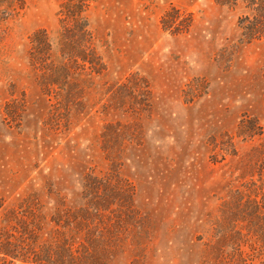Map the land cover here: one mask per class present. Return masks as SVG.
<instances>
[{"label":"rangeland","instance_id":"obj_1","mask_svg":"<svg viewBox=\"0 0 264 264\" xmlns=\"http://www.w3.org/2000/svg\"><path fill=\"white\" fill-rule=\"evenodd\" d=\"M65 1L0 0V264H264L256 12L90 0L96 72Z\"/></svg>","mask_w":264,"mask_h":264},{"label":"trees","instance_id":"obj_2","mask_svg":"<svg viewBox=\"0 0 264 264\" xmlns=\"http://www.w3.org/2000/svg\"><path fill=\"white\" fill-rule=\"evenodd\" d=\"M235 2V0H233ZM247 7L252 8L256 15L251 18L250 16H241L239 20V26L242 29L243 36L248 40L261 39L264 38V0H242ZM90 5V0H66L60 12L64 15L62 19L71 21L70 27L65 28L66 31L70 33L71 37H74V41L82 42L86 48L82 50V57L84 62L89 63L90 67L93 68L96 72H99V69H96V62L94 60H99L100 55L96 52L93 43V35L89 27V22L85 15L83 14L86 8ZM170 11H167L162 19L161 23L164 29H171L174 26L175 32H182L188 29H181L177 27L176 20L178 18L172 19L171 23H168V17ZM68 21V22H69ZM39 33L33 34L31 37L32 44H36V40H39ZM43 42L44 44L49 45L48 37L44 34ZM88 47V49H87ZM88 50V52H87ZM34 54V53H33Z\"/></svg>","mask_w":264,"mask_h":264}]
</instances>
